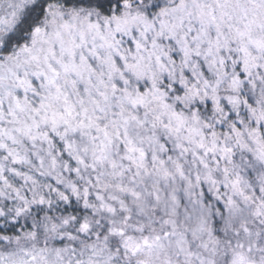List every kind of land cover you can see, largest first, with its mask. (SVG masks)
<instances>
[{"label": "snow or ice", "instance_id": "obj_1", "mask_svg": "<svg viewBox=\"0 0 264 264\" xmlns=\"http://www.w3.org/2000/svg\"><path fill=\"white\" fill-rule=\"evenodd\" d=\"M0 264H264V0H0Z\"/></svg>", "mask_w": 264, "mask_h": 264}]
</instances>
